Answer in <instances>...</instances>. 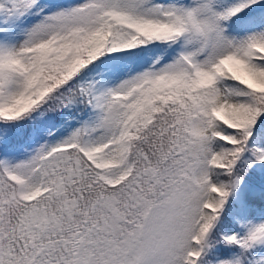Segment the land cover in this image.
Listing matches in <instances>:
<instances>
[{
  "label": "snow or ice",
  "instance_id": "obj_1",
  "mask_svg": "<svg viewBox=\"0 0 264 264\" xmlns=\"http://www.w3.org/2000/svg\"><path fill=\"white\" fill-rule=\"evenodd\" d=\"M0 264H264V0H0Z\"/></svg>",
  "mask_w": 264,
  "mask_h": 264
}]
</instances>
